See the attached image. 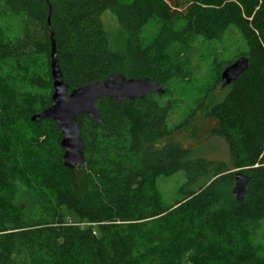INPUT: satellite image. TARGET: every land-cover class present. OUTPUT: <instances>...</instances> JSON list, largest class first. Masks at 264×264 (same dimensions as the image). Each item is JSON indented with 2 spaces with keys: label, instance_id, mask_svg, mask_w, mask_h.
<instances>
[{
  "label": "trees",
  "instance_id": "trees-1",
  "mask_svg": "<svg viewBox=\"0 0 264 264\" xmlns=\"http://www.w3.org/2000/svg\"><path fill=\"white\" fill-rule=\"evenodd\" d=\"M108 16L118 27L114 40ZM11 22L12 37L2 26ZM231 30L243 50L217 63L201 88L204 100L220 89L222 70L247 57L246 71L204 112L209 134L226 144L228 165L165 143L174 129L170 105L158 100L171 82H192L184 52L191 38L219 41ZM51 36L69 92L119 74L165 90L132 102L97 101L101 124L78 116L85 164L72 170L55 158L64 152L55 123L30 120L52 103ZM21 123L29 133L24 147ZM17 152L33 162L22 166ZM229 170L249 177L242 202L231 192L234 175H223ZM178 172L181 199L168 205L157 179ZM66 216L92 225L67 226ZM261 218L264 0H0V264H209L212 251L230 264H264L253 239Z\"/></svg>",
  "mask_w": 264,
  "mask_h": 264
},
{
  "label": "rangeland",
  "instance_id": "rangeland-1",
  "mask_svg": "<svg viewBox=\"0 0 264 264\" xmlns=\"http://www.w3.org/2000/svg\"><path fill=\"white\" fill-rule=\"evenodd\" d=\"M2 26L5 28L7 36H14L16 34L15 22L4 23ZM106 29L112 40L118 36L117 24L107 17L105 21ZM152 27H146L143 36L147 37L152 32ZM243 50V43L239 35L231 30L227 32L224 37L219 41L206 42L201 38H191L184 48L187 60V67L191 73L192 82L190 80L171 82L168 86L169 94L159 99L161 105L169 104L167 124L174 133L169 137L165 143L176 142L181 145L183 149L191 151V157L194 159H205L213 162H225L230 165L228 151L224 141L209 134L211 122L204 119V112L209 105L217 100H221L224 96L223 90L215 89L210 92L206 99L202 100L203 85L212 81L216 75V65L219 63L223 67L227 62L232 61L235 55ZM221 68L219 69V71ZM203 102L204 107H199V103ZM202 105V106H203ZM193 111V112H192ZM21 138L18 145L30 144L28 142L29 133L25 131L24 124L21 123ZM193 131H195L193 133ZM23 149V148H22ZM24 151V149H23ZM55 158H62L63 153L54 151ZM18 152L16 153V160L27 166L26 162L33 160H24ZM29 165L28 168H30ZM32 170L27 171V175L33 178V185L43 187V182L38 180V177L33 175ZM237 173V170H229L223 175H226L228 180L230 177ZM184 182L183 172H178L172 176H161L157 179V188L164 200L168 205L176 203L181 199L179 188ZM234 183H231V189ZM29 200L34 201L31 195H28ZM66 225L71 227H79L87 230L92 224L86 222H79L77 218L66 216ZM253 239L260 250H264V218L255 223L253 230ZM209 264H230L231 262L221 258L213 251L209 255Z\"/></svg>",
  "mask_w": 264,
  "mask_h": 264
},
{
  "label": "water",
  "instance_id": "water-1",
  "mask_svg": "<svg viewBox=\"0 0 264 264\" xmlns=\"http://www.w3.org/2000/svg\"><path fill=\"white\" fill-rule=\"evenodd\" d=\"M52 39L50 55V74L52 78L53 93L51 105L36 114L30 120L40 122L52 120L61 131L60 146L63 149V166L68 169L84 167V141L81 137L77 117L86 115L98 124L102 117L96 107V102L102 99H111L117 102L135 101L145 99L152 94L163 95L165 90L160 83H154L149 78H126L124 75H112L105 80L85 84L72 91L63 82V77L58 66L55 45ZM248 67L247 57H239L226 66L220 73V90L238 80ZM249 177L237 172L234 174L232 195L237 202L245 198L246 186Z\"/></svg>",
  "mask_w": 264,
  "mask_h": 264
}]
</instances>
